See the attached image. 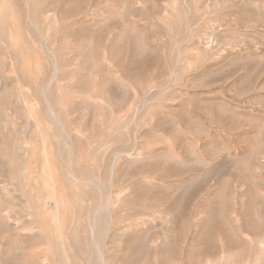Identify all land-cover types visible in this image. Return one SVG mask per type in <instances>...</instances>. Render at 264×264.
<instances>
[{
	"label": "rangeland",
	"instance_id": "obj_1",
	"mask_svg": "<svg viewBox=\"0 0 264 264\" xmlns=\"http://www.w3.org/2000/svg\"><path fill=\"white\" fill-rule=\"evenodd\" d=\"M0 264H264V0H0Z\"/></svg>",
	"mask_w": 264,
	"mask_h": 264
},
{
	"label": "bare ground",
	"instance_id": "obj_2",
	"mask_svg": "<svg viewBox=\"0 0 264 264\" xmlns=\"http://www.w3.org/2000/svg\"><path fill=\"white\" fill-rule=\"evenodd\" d=\"M5 3V2H4ZM249 3V2H248ZM252 3H254V2H252ZM249 4H251V3H249ZM28 5V4H27ZM26 6V5H25ZM28 7V6H27ZM32 23V22H31ZM7 29V28H6ZM1 31H3V30H1ZM27 31V30H26ZM20 33V32H19ZM3 34V33H2ZM41 46H42V43H41ZM46 48V47H45ZM13 55V57H14V54H12ZM56 60V59H55ZM13 63V62H12ZM53 67V66H52ZM53 69V68H52ZM58 76V75H57ZM138 84V83H137ZM41 94H43V93H41ZM45 99H46V97H45ZM47 102H48V100H47ZM50 106V105H49ZM51 110V109H50ZM51 112H53V111H51ZM49 119V118H48ZM53 121V120H52ZM53 123V122H52ZM60 126V125H59ZM52 129H53V126H52ZM55 134V133H54ZM60 143V142H59ZM24 144V143H23ZM27 152H29V149H25V153L27 154ZM141 153V152H140ZM139 155H141V154H139ZM23 156V155H22ZM140 159H141V157H140ZM13 166V165H12ZM112 167V166H111ZM112 169V168H111ZM25 181V180H24ZM207 188V187H206ZM210 188H211V186H210ZM7 212V211H6ZM3 213H5V212H3ZM97 214V213H96ZM6 215H8V214H6ZM168 215V214H167ZM97 216V215H96ZM8 218H10V216L8 217ZM2 228V227H1ZM95 229V228H94ZM93 229V230H94ZM36 231V230H35ZM32 233V232H31ZM40 237V236H39ZM42 238V237H41ZM18 240V239H17ZM8 245V244H7ZM45 245V244H44ZM96 246V245H95ZM49 247V246H48ZM97 247H98V245H97Z\"/></svg>",
	"mask_w": 264,
	"mask_h": 264
}]
</instances>
